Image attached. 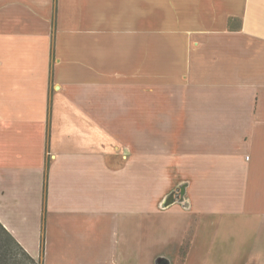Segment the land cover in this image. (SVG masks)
Segmentation results:
<instances>
[{
  "label": "crops",
  "instance_id": "crops-1",
  "mask_svg": "<svg viewBox=\"0 0 264 264\" xmlns=\"http://www.w3.org/2000/svg\"><path fill=\"white\" fill-rule=\"evenodd\" d=\"M0 221L44 264H248L264 0H0Z\"/></svg>",
  "mask_w": 264,
  "mask_h": 264
},
{
  "label": "trees",
  "instance_id": "trees-1",
  "mask_svg": "<svg viewBox=\"0 0 264 264\" xmlns=\"http://www.w3.org/2000/svg\"><path fill=\"white\" fill-rule=\"evenodd\" d=\"M46 190L47 182L45 192ZM190 242L189 236L181 247L180 260L186 257ZM0 264H44V259L32 256L0 221Z\"/></svg>",
  "mask_w": 264,
  "mask_h": 264
},
{
  "label": "rangeland",
  "instance_id": "rangeland-1",
  "mask_svg": "<svg viewBox=\"0 0 264 264\" xmlns=\"http://www.w3.org/2000/svg\"><path fill=\"white\" fill-rule=\"evenodd\" d=\"M179 192L180 191H177V197L181 196V193ZM174 194L175 192H173V196ZM250 260L251 261H249L248 264H264V226L261 228L255 239V246Z\"/></svg>",
  "mask_w": 264,
  "mask_h": 264
}]
</instances>
